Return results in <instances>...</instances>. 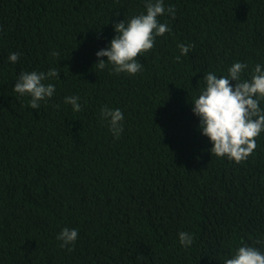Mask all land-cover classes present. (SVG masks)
<instances>
[{"label":"trees","instance_id":"trees-1","mask_svg":"<svg viewBox=\"0 0 264 264\" xmlns=\"http://www.w3.org/2000/svg\"><path fill=\"white\" fill-rule=\"evenodd\" d=\"M165 4L171 32L128 75L98 69L95 52L143 0H0V264H220L264 236V133L246 161L218 158L190 103L203 73L264 62V0ZM179 43L193 45L186 56ZM49 68L56 92L29 108L15 80ZM68 95L81 97L79 112ZM104 105L124 112L119 138ZM62 227L79 230L71 251L56 239Z\"/></svg>","mask_w":264,"mask_h":264},{"label":"clouds","instance_id":"clouds-1","mask_svg":"<svg viewBox=\"0 0 264 264\" xmlns=\"http://www.w3.org/2000/svg\"><path fill=\"white\" fill-rule=\"evenodd\" d=\"M143 3V11L113 23L115 35L106 47L95 52L98 69L111 65L116 74L142 72L144 63L138 57L153 49L157 37L171 32L170 24L162 22L160 17L167 14L175 18V8L166 5L165 0H143ZM177 47L180 56H186L193 45L179 43ZM104 57L106 60L102 59ZM7 59L15 63L19 53L11 52ZM248 70L247 63L235 60L228 66L226 74L203 73L202 79L198 80L203 81V87L190 102L191 111L198 118L197 129L210 142L211 154L236 163L246 161L255 152L256 138L264 133V62H256L250 72ZM57 77L59 71L56 68L25 70L19 73L13 90L21 97H28L29 108L39 110L41 102L47 103L54 96L56 86L48 81ZM63 100L74 112L82 108L78 95H68ZM100 116L113 137L119 138L124 129V112L118 107L104 105ZM78 237L79 230L75 227H62L56 235L60 247H68L69 251ZM178 239L181 246L188 248L193 244L194 236L189 231H180ZM262 244V235L257 236L255 244L241 242L223 255L220 264H264V247L257 246Z\"/></svg>","mask_w":264,"mask_h":264}]
</instances>
